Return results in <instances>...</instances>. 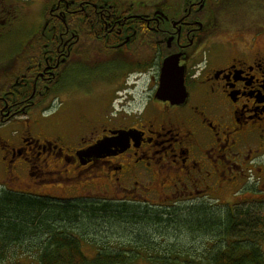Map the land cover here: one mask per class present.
Masks as SVG:
<instances>
[{
  "label": "flooded vegetation",
  "instance_id": "flooded-vegetation-1",
  "mask_svg": "<svg viewBox=\"0 0 264 264\" xmlns=\"http://www.w3.org/2000/svg\"><path fill=\"white\" fill-rule=\"evenodd\" d=\"M18 2L0 0V39L18 26ZM41 3L26 51L1 68L0 187L152 208L253 201L243 195L264 178V0ZM23 116L15 136L2 133ZM68 186L84 197L38 191Z\"/></svg>",
  "mask_w": 264,
  "mask_h": 264
},
{
  "label": "trees",
  "instance_id": "trees-1",
  "mask_svg": "<svg viewBox=\"0 0 264 264\" xmlns=\"http://www.w3.org/2000/svg\"><path fill=\"white\" fill-rule=\"evenodd\" d=\"M252 210L245 205L152 208L89 198L56 200L3 188L0 264H34L21 261L32 259V251H37V264H264V218L261 209ZM122 230L128 234L125 241L114 244L107 237ZM200 239L205 240L201 248L188 245ZM85 244L95 247L92 257ZM17 247L22 250L18 261L7 263Z\"/></svg>",
  "mask_w": 264,
  "mask_h": 264
},
{
  "label": "rangeland",
  "instance_id": "rangeland-1",
  "mask_svg": "<svg viewBox=\"0 0 264 264\" xmlns=\"http://www.w3.org/2000/svg\"><path fill=\"white\" fill-rule=\"evenodd\" d=\"M44 16V9L41 3V0H34V2H30V1H24V0H19L18 5H17V23L18 26L16 28V30L14 31V33L9 34L7 36H5L4 38L0 39V76L1 74H3V70L1 69L2 67L6 66L9 63V58L11 53H15L16 51L20 53H24V51H26V42L29 40L30 36L34 35V31L33 29L37 26H39L40 20L43 18ZM238 16V12H236V10H234L233 12H231V15L228 14L227 18H228V22H226L227 24H231L230 26H232L234 23H236L237 21V17ZM234 27V26H232ZM33 31V32H32ZM234 34L230 33L228 36H233ZM6 38V39H5ZM5 39V40H3ZM26 41V42H25ZM109 88V87H107ZM107 88H101V87H97L96 91H100L101 90H109ZM98 92V94L100 93ZM136 95V93H134ZM125 96V94H121V97L123 100V97ZM137 99H139L137 97ZM82 103L78 104V106H81L83 104ZM40 110L41 109H35L34 110V116L31 115L33 113V111L31 112V114L29 115V117L31 119H36V118H41L40 116ZM81 112V108L78 109ZM43 119H39L40 121H42V123L48 122L49 119H47L46 117H42ZM24 119H28V116H23L21 117V119L14 121L12 123H10L9 125H6L5 128L3 129L4 134L10 135V136H15L17 131H19L23 126H24ZM37 120V119H36ZM53 122H55L56 124L58 123H62L63 121V117H55L52 118ZM3 137L6 138V140H8V136L6 135H1ZM34 136H39L37 133H34ZM1 155V154H0ZM253 190L250 192H246L243 196L245 199L247 200H253L250 201L248 203H244L243 205L245 206H251L254 210H252L254 212V214L258 213V209H261V217L264 218V178L256 176L255 178L253 177ZM22 185V189H26V185L25 184H21ZM3 187H0V190H2ZM41 191L40 194H51L54 196H58V197H67V198H73V197H77V196H83V192L74 190V188H71V186H68L67 189H65V191L60 190V189H55L53 188L51 191V188H47V189H42V190H38ZM84 197V196H83ZM224 205H234L230 202V200L224 199L223 203ZM124 231V230H122ZM105 234H107V232H104ZM261 234V233H260ZM127 232H112V233H108L107 237H111V242L116 244V240H121V241H125L124 239L126 238ZM190 239V238H189ZM188 239V240H189ZM109 240V239H108ZM192 240V238L190 239ZM185 242V241H182ZM188 245H190L191 247H199L201 248L202 246H204L205 244V240L202 241V239L198 240V241H187ZM264 243L262 245V249L264 250ZM84 251L85 253L89 256L92 257L95 254V247L89 245V244H85L84 245ZM37 251H32L30 252L29 255H31L30 258H24L21 259V261L23 262H34V264H37V258L35 256V253ZM20 253V254H19ZM22 250L18 249V247L16 248V250L14 251V253H12L13 255L10 256V258L7 259V263L10 262H14V261H18V256L21 255ZM34 254V255H33Z\"/></svg>",
  "mask_w": 264,
  "mask_h": 264
},
{
  "label": "water",
  "instance_id": "water-1",
  "mask_svg": "<svg viewBox=\"0 0 264 264\" xmlns=\"http://www.w3.org/2000/svg\"><path fill=\"white\" fill-rule=\"evenodd\" d=\"M165 65L166 66H168V68L170 67L171 68V66H172V64H171V61L169 60H167L166 62H165ZM165 66V67H166ZM165 69V68H164ZM169 75H170V71H165V70H163V76H162V87L164 88L165 87V84H163V83H167L168 82V78H169ZM122 134V133H121ZM106 147H107V145H106V143L104 142V143H102L101 145H99V146H97V147H95L93 150L94 151H99V150H101V151H103L104 149H106Z\"/></svg>",
  "mask_w": 264,
  "mask_h": 264
}]
</instances>
